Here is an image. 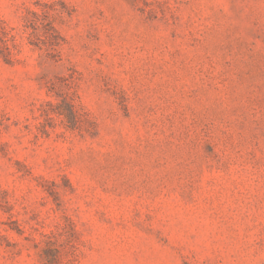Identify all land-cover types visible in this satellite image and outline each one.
I'll list each match as a JSON object with an SVG mask.
<instances>
[{
	"label": "rangeland",
	"instance_id": "obj_1",
	"mask_svg": "<svg viewBox=\"0 0 264 264\" xmlns=\"http://www.w3.org/2000/svg\"><path fill=\"white\" fill-rule=\"evenodd\" d=\"M0 264H264V0H0Z\"/></svg>",
	"mask_w": 264,
	"mask_h": 264
}]
</instances>
